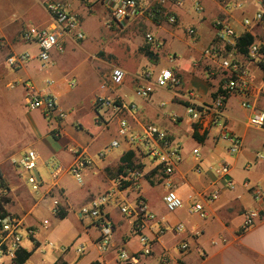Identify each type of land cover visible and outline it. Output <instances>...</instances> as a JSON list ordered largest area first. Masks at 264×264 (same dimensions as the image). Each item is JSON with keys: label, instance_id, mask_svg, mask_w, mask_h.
Returning <instances> with one entry per match:
<instances>
[{"label": "crops", "instance_id": "crops-1", "mask_svg": "<svg viewBox=\"0 0 264 264\" xmlns=\"http://www.w3.org/2000/svg\"><path fill=\"white\" fill-rule=\"evenodd\" d=\"M48 1L50 0H37L38 7L41 4L46 13L47 11L45 9V4ZM53 1L61 2L70 12L81 17V8H78L76 10L73 9L70 0H53ZM80 1L83 4L92 3L95 6L102 5L101 6L102 9L108 7L107 6L108 2L106 0H92V2H87L84 0H80ZM142 1H146V0H142ZM213 1L215 2L218 8V12L216 14V19L211 23L210 26L211 33L208 40L205 41L206 44L199 43L202 40V30L200 31L199 27H201L203 22H205L206 16L203 17L202 23L198 20L195 23L194 18H191L189 14L191 8L194 7L197 2H200L204 8V11L202 14H198V15H204L205 7L202 4V0H185L184 6L180 8L168 4L164 7L165 13L156 15L155 17L154 15L147 16L145 15V13L138 12L136 15L130 17L127 21L121 24H115L111 28L110 32L107 33L108 35L107 37H105L107 39L106 44H104L105 46L111 47L113 46V43H115L117 46L118 45L125 46L124 49L126 52L128 51L127 53L129 54L128 62L122 60V62L116 66H112L111 64L106 63L107 65L111 66V70L109 69L110 71L109 70L107 71L109 72V75L114 67H118L126 71L127 79L122 88L125 87L130 88L132 93L135 95L134 93L135 89L140 85H144V81L142 80L141 77L144 75L145 72H150L152 73L153 76H157L164 69H172L176 74L179 75V77L183 82V87L180 90H177L178 92L171 90L170 91L164 90L166 92L172 93L171 94L172 96L170 97L171 101L169 103L166 102L165 100H160L156 102L155 105L154 94L150 99L139 98L145 103V105L142 108H139V106H137L138 111L134 115H127V119L129 120L131 126L135 130H139L143 126L148 124H154L161 129L163 128V130L165 131L168 130L167 132L169 133V135L177 143H179L176 137V132H174L172 129L169 128L171 127L172 124H178L179 121H181L182 123L183 117H181V115L176 114V112H174L172 108L171 110H164L167 107V105H169V107L175 105L178 107H183L185 109V107L188 105V102L184 99V95L187 91H193L197 98V102L200 104L210 103L213 100L219 86L220 77L217 75L214 76L213 78H208L207 71L210 67L209 66L210 63L208 60L205 59L203 55V51L216 38L217 30L215 28V23L217 20L219 19L228 20L230 22V25L236 30L239 36H243L246 33L251 34L255 38L254 43L260 45L264 50V26L261 24H253L249 28L244 27L243 20L245 18L243 20H239L238 17H236L235 15L237 11L240 10L234 8V5L240 3L243 6L242 3L243 0H226L227 4H220L216 0ZM254 1L258 6L256 14L259 12L262 13L263 12L262 2L260 0H254ZM37 2L34 1V3L29 4L25 2V0H18V1L2 0L1 3L4 6L1 9L4 10L7 6L10 7L11 5L13 6L16 4L18 8H23L25 10L28 9V11L30 10V12L35 10L37 12L38 11ZM241 10L242 11L245 10L244 6L243 9ZM171 14L177 15L178 24L171 25L168 23V17ZM184 16L188 17V19L190 18L191 20H193V23L191 22L192 24H190V26H195L198 29L199 39L197 41H193L192 39H190L185 29L184 31L185 34H183L184 38L185 37L189 38L194 42V44H190L188 42L186 53L182 52V54L178 56V52L174 48L175 46L174 43L176 39L180 40V37L182 36L183 33L182 29H184V23H183ZM2 17L3 16L0 15V38H5L6 40H9L10 35L8 34L12 32L16 33L14 39H11L14 40V42L6 46H3L2 53H5L7 51V54L4 56V62H5V57L8 54L15 51L18 52L17 47L19 43L22 42L20 37L25 27H20V28L16 27L10 20L5 19L6 21H3L4 19H2ZM49 22H50V17L46 25H48ZM38 27H43V26L39 25ZM119 32H124L128 35L126 36L125 39L129 42L130 41L132 42L131 47L133 49L131 51H129L131 48L128 46L129 42L123 41L124 40L123 38L118 39ZM146 34H152L157 40L162 41L164 47L158 51L155 50L153 47L148 46L145 40ZM81 42H79V40H76L75 37L73 36L68 37L65 39V49H67L66 47H68L67 45L69 44L71 45L74 44L75 46H77L76 44L79 45ZM95 43H97V41H95ZM147 52H150L152 54V57H149L147 55ZM168 54H173L176 56L175 63L171 64L169 62ZM241 54L242 53L239 54L238 58H241L242 60L245 61L246 58H244V56ZM162 58L166 61H162L161 60ZM31 63L32 61L29 62L22 69L25 70ZM101 63L103 62L100 61L97 63L96 66H92V68H94L97 73H101V70L97 68ZM249 67L251 70V80L253 86V100L256 103L257 108L264 111V70L262 69L259 63H249ZM77 69L78 68H74L71 72L75 73ZM107 72L104 73V76L107 74ZM52 80H54L55 82L54 86H55L56 81L55 79ZM31 84L35 86L34 83ZM104 95L109 97H114V94L111 93L110 91L101 92L95 95L93 105L98 96H104ZM115 95L121 96L122 98L125 99L126 102L130 103V101H127V98L122 96L121 93L118 92V90L115 92ZM237 100L241 101V98L239 96L231 97L228 100L226 107L228 129L232 134L241 138L243 142V146L240 152L233 157L227 156L226 154L221 152L219 148V144L221 141L217 140L216 136H211V133L206 137H199V138L195 137L193 130L191 128V124L190 122L188 123L187 133L191 135L195 140V145L193 147L192 154L195 150H198V152L201 154L200 165L202 167V173L197 174L195 172L194 170L195 163L193 166L188 168L187 164H185V162L182 161V163H180L179 166L177 167L176 172L170 178V182L172 183V187L185 200L186 204L184 209L187 215L189 216V218L177 219L175 222L169 223L164 219H162L161 217H158L154 213L157 217V220L147 221L145 228L141 232L142 234L148 236L152 240V248H153L152 255L150 257L145 258L142 264H149L153 260H155L153 264H159L160 259L165 255H168L170 257V264H264V215H262V219L258 221L254 226L244 230L245 213L252 210H260V209L264 211V202L256 200L252 192L244 189L242 184L245 180H247L250 182L251 186L260 188V190H262L263 193H264V189L260 185L261 184L260 180L255 179L253 177L254 176L253 173L250 172V169L253 166L251 162L254 163L259 162V160L256 159V153L259 151L256 152L253 151V149L250 150L247 147V143H246L247 135L245 132H242V130L239 127L240 120L235 119V117L232 116L230 113V109L234 108L233 104ZM162 103H165L166 105L162 106L161 105ZM151 104L155 105L154 108L156 109L153 108L154 111H152L151 108H149V106L151 107ZM61 109L66 111V109H64L60 105L59 110L62 111ZM184 114H186V112ZM171 115H175L179 117L178 123H174L172 121ZM250 115L251 112L247 118V123H246V126L248 128H249L248 119ZM109 116H110L109 113H105L103 115V118L101 119L100 118L98 119L97 116L95 119V123L101 126L102 125L101 120L103 119V121L108 122ZM67 117L69 118V114H67ZM64 121L61 122L59 129L56 128V131L54 130L51 132L52 136L49 137H51L55 141V146H50V144L47 143L50 151L48 155L45 156H49L50 157L49 159L56 158L66 168H69L75 161V158L71 153V149L69 150L72 156V160L70 162H63V160H61V152L58 150L59 147L61 146L63 147L65 145L62 139V134H64L65 132ZM260 131L264 132V129ZM260 146L264 148V140H262ZM80 147L85 148L88 155L94 160V164L87 169L88 172L87 176H89V178H87V181H85L86 184L84 183L83 190L81 191L80 200H84V203L82 205L83 206H85L84 204L87 205L91 199L101 196L106 192H116V194L118 195L125 192L123 191L122 193H118L119 187L116 184L115 180L117 176L120 174L119 169L122 165L120 159L125 153L131 151V148L127 147L123 155H120L117 159L112 158L111 155L105 156L104 158H100V154L102 153V151H100L98 152V156H99V160H98L94 157L93 153L90 151V145L87 144L84 147L83 146ZM201 150L203 153L201 152ZM39 156L41 160L42 155L39 154ZM49 159L46 157V159L44 160L48 162ZM138 159L139 158L136 157L134 161L137 162ZM216 160L227 161L231 165L232 171L236 169H240L243 171H247L248 174H245L243 177L237 179V177L234 178L231 173V177L233 178V180L234 181L236 180L235 189L227 190L223 186L221 198L216 203L209 205L203 202L202 195L210 192L215 186L216 178L213 175V173L209 171V168L212 165H214L212 164V162H215ZM14 172L17 180L20 181V174H18V171L15 167H14ZM37 174H39V177L43 180V177L40 174L39 170L37 171ZM2 177L3 180L6 181L3 175ZM62 180L60 178L56 182V187L53 189L51 194H48L49 190L53 186L50 187L44 193V195L42 196V198L38 203L33 202L32 200L33 203L31 204L28 211H26V208L24 209L23 207L21 209L16 210L15 213H18V215L20 216L17 217H19L25 223L26 226L35 228V224L37 222L36 216L37 215L39 216L40 212L46 213L48 215L44 219V221L46 219L50 220L49 227L53 219L59 218V220L61 221L65 220V219H61L60 216L57 217L53 216L51 212L52 210L51 206L53 201L52 198L59 200L61 209L62 211L67 213V216L70 207H74V205L71 204L72 203L71 199L73 195L70 193V190L66 187V184ZM157 182H160L165 188L163 195L164 198L167 192V188L165 186L164 175L162 173V170L158 166L152 168L145 175V179L142 184V194L144 195L145 198L146 196L145 193H143V185L148 184L153 186ZM6 189H7V195H11L13 193L16 194V191H21V190L23 191V189L25 188H23L21 183L20 186L19 185L17 186L16 188L17 190L16 189L14 190V188L12 189V186L6 187ZM191 196H194V199H190ZM194 201H202L204 203V206L209 213L208 219L206 220L201 219L200 221L199 220L195 221L194 218L196 215L189 214L188 211L189 206ZM4 205L6 208V204ZM116 209L117 208L115 206L107 207V213L109 214V217L111 218L114 224L113 244L108 252L101 253L97 248L96 242L99 238L98 230H95L97 231V234L95 236L93 237L86 236L85 239L81 240V231L88 232L87 228L85 230L84 226H81L80 232H77L74 236L73 243H75L78 240H81L79 243H77V245L84 243L88 249L87 243L90 242L93 248L96 249L97 251L96 258L92 259V261L89 264H121L118 259V251L120 249L124 248L130 252H135V253L141 250L139 235L138 232L136 231V227L133 224V222L136 221L137 218L128 217L125 219H116L114 218V213ZM7 213L10 214L9 212ZM11 215L16 216V214L15 215L11 214ZM198 219L200 218L198 217ZM43 222L41 224H43ZM126 223L127 226L132 227V229H134L135 233L137 234L136 236L137 248L135 249L130 247L132 241L135 238L133 239V237H131L129 233H127V231L125 230ZM179 223L185 225L186 227L185 232L175 233L173 231H168L165 235L161 237L158 236L157 234L158 230L162 225L166 224L168 225V228L169 227L172 228ZM90 228L95 229L93 226H90ZM37 231L38 230L36 229V233ZM168 235H171L172 239L174 240L173 244H169L170 239L168 240L167 238ZM35 236L33 240L35 245L41 244L39 241L36 240ZM182 241H186L190 244V249L186 252H181L178 249V245ZM51 243L53 245H49V244L48 245L51 247H55V242H51ZM39 248L40 246L36 247L35 250L37 251L39 250ZM25 250L29 251L28 249ZM61 250L63 251V253H65L64 248H62ZM36 251H33V255L25 264H54L58 259L62 258L60 257L57 259L54 257L53 259L50 260L47 259L48 261L46 262L45 259H42V262L41 261L32 262L33 256ZM71 264H79V263L72 262Z\"/></svg>", "mask_w": 264, "mask_h": 264}, {"label": "built area", "instance_id": "built-area-1", "mask_svg": "<svg viewBox=\"0 0 264 264\" xmlns=\"http://www.w3.org/2000/svg\"><path fill=\"white\" fill-rule=\"evenodd\" d=\"M91 2L92 0H84ZM108 2V13L110 15V22L107 27L110 29L115 24H121L127 21L130 17L136 15L138 12L145 13L150 10V16L164 14V7L168 4L175 7H183L185 0H153L147 7L144 6L142 0H106ZM220 4H227L226 0H216ZM228 6V5H227ZM236 9H243L242 4L234 5ZM45 9L50 17L48 25L43 27L30 26L25 28L21 33L22 43L36 47V53H31L27 50L22 52H11L5 57L7 66L20 70L24 68L29 62L37 60L41 70H48L52 62V52L65 51V39L68 37H75L76 40L82 41L84 34L79 30L80 19L79 16L70 12L61 2L50 0L46 2ZM197 14H202L204 11L200 2L194 6ZM168 23L171 25L178 24V17L176 14H171L168 17ZM253 24H261L264 26V13L259 12L253 18H245L243 20L244 27H251ZM217 30L215 40L203 51L206 60L209 61L210 67L207 71L208 78L219 76V86L215 97L210 103L200 104L193 91H187L184 99L188 102L185 107L186 116L190 120L191 128L194 136L206 137L213 130L219 133L216 135L217 140L228 144V152L231 155H236L240 152L243 142L241 138L232 134L228 129L226 107L228 100L233 96L241 98V107L251 112L248 119V126L251 129H264V111L257 108L253 100V86L251 80V70L249 63H264L263 48L253 43L248 48L246 54H241L246 58L242 60L239 57L240 52L237 50L239 36L236 30L230 25L226 19H219L215 23ZM186 33L190 39L197 41L199 39L198 29L195 26H190L186 29ZM146 44L153 47L155 50H161L164 47L162 41L157 40L152 34H146ZM168 60L171 64L175 63L176 56L168 54ZM144 85L138 86L134 93L140 99H150L156 89H163L168 91L180 90L183 87V82L178 74L172 69H164L157 76H153L150 72H145L141 77ZM127 73L125 70L114 67L112 72L107 77L101 89L110 91L114 97L98 96L94 103V109L98 119L103 118L105 113H109L108 122L102 121V126L108 127L112 122L117 123V134L123 138L125 144L135 151L137 157L140 159L147 155L157 162V166L162 170L164 175L165 186L167 192L163 198L165 208L170 213H175L185 207V200L172 187L170 178L176 172L177 167L184 160L183 150L179 143H177L167 131L159 128L154 124L143 126L139 130H135L127 115H134L137 111L135 103H128L115 92L122 88L126 82ZM54 80L46 79L43 87L38 88L32 84L25 85L26 105L30 110L40 111L45 118L51 122H57L60 118H65L66 115L59 110L58 97L53 91ZM74 87V84H70ZM165 106V103L161 104ZM174 123H178L179 117L171 115ZM196 137V136H195ZM121 143L114 139L109 145L110 149L120 148ZM75 161L66 168L56 158H52L47 162V171L52 180V188L48 194H51L56 187V182L65 174L70 173L78 184H84V171L94 164V160L88 155L85 148L71 149ZM195 159L194 170L197 174L202 173L201 157L198 150L193 152ZM105 154L102 152L100 158H104ZM256 159L264 162V153L257 152ZM40 156L36 150H28L20 157H14L11 162L17 169L23 170L27 174L26 183L32 188L34 192L40 191L44 185V180L37 174ZM209 171L213 173L216 178L214 188L202 195L203 202L212 205L216 203L222 195V187L227 190L235 189V181L231 177V165L223 160L212 165ZM144 165L141 160L134 161L131 167L125 168L116 178L115 182L118 185V193L123 191L133 190L136 193L134 199L135 208H131L124 203V199L116 192H106L105 194L93 198L90 202L79 210V217L81 219L88 218L91 220L93 226L99 232V238L96 242L97 248L101 253L108 252L113 244L114 239V224L107 213V207L115 206L124 216L135 217L133 222L136 231L139 235L141 250L139 252H130L124 248L118 251V259L121 264H142L143 260L150 257L153 253L152 240L142 234V230L146 226L147 221H156V215L150 210L147 199L142 194V184L145 179ZM54 184V185H53ZM221 185V186H220ZM243 188L252 192L254 198L258 201L264 202V193L260 188L251 186L250 182L245 180ZM7 196V189H0V204L6 211L3 203V198ZM190 199H194L191 196ZM52 215L60 216L62 209L58 199L52 198ZM202 201H194L189 206V214L196 215L202 220L209 218V213L206 210ZM264 215L263 210H252L245 213L244 230L254 226L262 219ZM50 220L46 219L43 222V227H49ZM22 230L30 240H34L36 229L26 226L25 223L11 214L4 215L0 210V264H15V260L19 252L24 250ZM168 231L175 233H183L186 231L184 224L179 223L174 227L162 225L158 230V236L165 235ZM198 235V234H196ZM49 245H53L51 242ZM87 247L84 243L76 245L77 254L85 253ZM181 252H186L190 249V244L182 241L178 245ZM65 251V249H64ZM159 264H170V257L163 256Z\"/></svg>", "mask_w": 264, "mask_h": 264}, {"label": "rangeland", "instance_id": "rangeland-1", "mask_svg": "<svg viewBox=\"0 0 264 264\" xmlns=\"http://www.w3.org/2000/svg\"><path fill=\"white\" fill-rule=\"evenodd\" d=\"M34 1L37 2V0H25V2L29 4L34 3ZM152 1L153 0H146L142 2H144V6L147 7ZM1 2L2 0H0V15L3 16V21L10 20L16 27L27 28L30 26L38 27L39 25L45 26L47 21H49V14L44 11L41 4L38 7V2L37 12L35 10L30 12L28 9L25 10L23 8H18L16 4L13 6L11 5L12 7L7 6L8 8L6 7L2 10L1 8L4 5ZM70 3L72 4V8L75 10L81 8V17L79 16V30L84 34V39L82 42L79 41L81 43L79 45L76 44L77 46L74 44L67 45V49H65L62 53L53 51L51 54L53 65H51L48 70H41L39 68V62L36 60H33L25 70H15L7 66L4 62V56L7 54V51L2 53L3 46L13 43L14 40L11 39H14L16 33L12 32L8 34L10 35V41L5 38H0V173L4 176L7 187L12 186V189L14 188L15 190L17 186H20L22 183L23 188L26 189V192L25 189H23V191H16V194L13 193L3 198V203L6 204L7 212L14 215L16 214V216H19L18 213H15L16 210L23 207L24 209L26 208V211H28L31 204L33 202L38 203L44 193L52 186V180L50 179L47 171V161L44 159H46V157L48 159L50 158L49 156H45L48 155L50 151L48 144H50V146H55V141L49 137L52 136L51 132L54 130L56 131V128L59 129L61 122L66 118L67 119L64 121L65 132L62 134L63 143L65 145L58 148L61 152V160H63V162H70L72 160V156L69 151L70 149L79 148L80 146L84 147L87 144L90 145V151L98 160V152L100 151H102L105 156L111 155L112 158L117 159L120 155H123L125 149L128 147L123 141V138L119 137L117 134L116 122H112L108 127L105 125L99 126L95 123L97 114L93 105L95 95L104 92V90L101 89V86L105 81H107V77L109 75V72L107 71L109 69L111 70V66L106 63L116 66L120 64L122 60L128 62V51H125V46H117L115 43H113V46L111 47L104 45L107 42L105 37H107V33L111 30V28L109 29L107 27L108 22L111 20L106 7L102 9V5L95 6L92 3L83 4L80 0H70ZM242 3L245 10L237 11L235 14L236 17H238L239 20H243L244 18L253 20L258 9L255 1L243 0ZM202 4L205 7L204 15H198L194 7L191 8L189 14L191 18H194L195 23L197 20L202 23L203 17L206 16L205 22L202 23L201 27H199L200 31L202 30V40L199 43L206 44L205 41H207L210 36V26L216 19L218 8L213 0H202ZM149 12L150 10L145 12V15L150 16ZM191 22L193 23V20L184 16V29H182V36L180 37V40L176 39L174 43V48L178 52V56L181 55L182 52L186 53L188 42L190 44H194L192 40L187 37H185V39L183 36V34H185V29L190 27V24H192ZM118 34V39L123 38V41L129 42L125 39L126 36H128L126 33L119 32ZM95 41H97V43H95ZM128 46H132L131 41ZM132 49L133 48L131 47L129 51ZM17 50L18 52L27 50L31 53H36V47L34 45L28 46L24 45L22 42L19 43ZM161 60L166 61L163 58ZM100 61L103 63L99 64L97 68L101 70V73H97L92 66H96ZM74 68H78L75 73L71 72ZM106 72L107 74L104 76V73ZM50 78L55 79L56 81L53 91L58 97L59 106L61 105L64 109H66V111L61 109L66 117L60 118L57 123L49 121L38 110H30L26 105L25 99L27 94L25 85L27 83H34L35 86L41 88L44 85V81ZM71 83L74 84V87L70 86ZM118 92L127 98V101L135 103L139 106V108H142L145 105V103L137 98L128 87L122 89L120 88ZM171 94V92L156 89L154 92V104L156 105V102L160 100H165L169 103L171 101ZM154 104H151V107L149 106L152 111L156 109L154 108ZM233 105L234 108L230 109V113L235 117V119L240 120L239 127L242 132H245L247 135V147L250 150L253 149V151L264 153V148L260 146V143L264 140V132L251 129L246 126L250 111L241 107L240 100L235 101ZM171 108L174 112H176V114L183 117L182 123L179 121L178 124H170L171 127L169 129L176 132V137L183 150V162H185L189 168L195 163V159L192 154L195 140L187 133L188 123L190 120L186 114H184L185 109L183 107L175 105L169 107V105H167L164 110H171ZM67 114H69V118L67 117ZM218 133L219 132L217 130H213L211 136H216ZM114 139L121 143L120 148H109V145ZM219 148L221 152L227 156H235L228 153L227 143L221 141ZM28 150H36L40 155H42L38 164V170L42 175L45 184L38 192H34L32 188L27 185V174L21 169H19L18 172V174H20V181L17 180L14 167L11 162L14 157L18 158ZM139 160L140 157L138 161ZM141 161L144 165V173H148L152 168L157 166V162L147 155H144V157L141 158ZM219 162L220 161L216 160L215 162H212V164L215 165ZM251 164H253V166L250 169V172L253 173V177L255 179L260 180V185L264 189V162H251ZM231 173L233 177H237V179L243 177L245 174H248L247 171L240 169H236ZM87 175L88 172L86 169L84 171V183L87 181V178H89ZM60 178L61 180L63 179L62 181L66 184V187L73 195L71 204H73L74 207H70L68 210V216L65 220L61 221L59 218L53 219L50 227L47 229H45L41 223L48 215L43 212H40L39 216L35 215L37 219L35 228L38 230L35 238L41 244L35 245V243L28 238L26 231L22 230V234L24 236L23 247L24 249H28L33 252L36 251V247L40 246L39 250L35 252L32 262H42V259H45L46 262L54 257L57 259L62 257L68 264H71L72 262L89 264L92 259L96 258L97 255L96 249L93 248L90 242L87 243L88 249L85 253L79 255L76 252L77 243H79L82 239H85L86 236L93 237L97 234V231H95L96 229L90 228V219H81L78 216V212L84 203V200H80L84 184H78L70 173H65ZM164 189V186L160 182H157L153 186L148 184L143 185V193H145L148 205L153 213L169 223L175 222L177 219H188L189 216L184 208L175 213H170L165 209L163 203ZM135 197L136 193L133 190H127L126 192L120 194V198H123L124 203L129 205L131 208H135ZM128 217L129 216L121 214L119 209L115 210L114 218L125 219ZM194 220L200 221L201 219H198V217L195 216ZM81 226H84L85 230L87 228L88 232L81 231V240L73 243L74 236L77 232H80ZM125 230L131 237H133V239L135 238L130 247L133 249L137 248V234L134 229L127 226L126 223ZM167 238L168 240L170 239L169 244H173L174 240L171 235H168ZM49 241L55 242V247L49 246ZM62 248L65 249V253L61 250ZM154 262L155 260L149 264H153Z\"/></svg>", "mask_w": 264, "mask_h": 264}, {"label": "trees", "instance_id": "trees-1", "mask_svg": "<svg viewBox=\"0 0 264 264\" xmlns=\"http://www.w3.org/2000/svg\"><path fill=\"white\" fill-rule=\"evenodd\" d=\"M260 1L262 2L263 13H264V0H260ZM254 41H255V38L249 33H246L243 36H241L239 38L238 44H237L238 52H240L242 54H246L248 52L249 46H251L254 43ZM147 55L149 57H152V54L150 52H147ZM260 65H261L262 69L264 70V63H261ZM195 136L198 137L197 135H195ZM136 157H137V154L135 151H129V152L125 153L120 159L122 165L119 169V172L121 173L125 168L131 167L133 165ZM6 187H7V184L5 183L2 175L0 174V189L6 188ZM0 210H2L4 212V215L8 214L7 211H5L3 209V206L1 204H0ZM66 216H67V213L62 211L60 214L61 219H65ZM32 255H33V252H29L25 249L22 250L21 252L18 253L17 258L15 260V264H25L30 259V257ZM54 264H68V263L63 258H60Z\"/></svg>", "mask_w": 264, "mask_h": 264}]
</instances>
